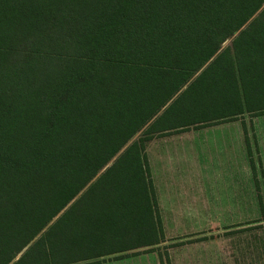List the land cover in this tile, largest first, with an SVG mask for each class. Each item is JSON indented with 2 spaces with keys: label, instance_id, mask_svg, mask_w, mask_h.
<instances>
[{
  "label": "trees",
  "instance_id": "obj_1",
  "mask_svg": "<svg viewBox=\"0 0 264 264\" xmlns=\"http://www.w3.org/2000/svg\"><path fill=\"white\" fill-rule=\"evenodd\" d=\"M263 110L264 0H0V264L160 242L154 134Z\"/></svg>",
  "mask_w": 264,
  "mask_h": 264
},
{
  "label": "crops",
  "instance_id": "obj_2",
  "mask_svg": "<svg viewBox=\"0 0 264 264\" xmlns=\"http://www.w3.org/2000/svg\"><path fill=\"white\" fill-rule=\"evenodd\" d=\"M251 121L256 125L251 130L252 132L248 127L245 128L247 124L244 119L237 115L154 134L147 146L148 161L158 218L166 238L182 239L189 234L208 231L218 226H214L215 223L228 222L229 218L226 220L221 218L220 211H228V217L243 213L245 191L243 184L239 186L238 179L241 168L239 162H236L235 169L234 164L232 166V152L237 153L236 160L239 155L242 157L243 169L248 159H253L255 165L254 156H257L264 176V114L252 116ZM252 133L258 145V152L255 150L254 155L251 153L254 148L250 138ZM151 150H157L159 153L160 160L157 163L151 159ZM217 150H224L227 153L224 154L225 161L216 163L218 168L215 171L212 166L204 171L198 168L195 162H183L179 160V156L176 158L177 153L188 152L193 153L196 161V153ZM186 163L187 172L183 170ZM249 170L253 171L258 183L256 165L253 168L252 164H249ZM234 183H236V189L232 185ZM199 188L204 194L203 209L201 208L202 203L197 202V189ZM220 189L224 191L220 193ZM214 192L221 194L222 198H215ZM200 199L203 202V198L200 197ZM214 199H226L228 202L225 207H219L212 202ZM231 201L232 204H229ZM233 223L235 222L232 221ZM226 224L228 223L223 225ZM129 250L107 254L113 256L105 257L106 259H81L68 264H137L146 259L142 255L118 259V256Z\"/></svg>",
  "mask_w": 264,
  "mask_h": 264
},
{
  "label": "rangeland",
  "instance_id": "obj_3",
  "mask_svg": "<svg viewBox=\"0 0 264 264\" xmlns=\"http://www.w3.org/2000/svg\"><path fill=\"white\" fill-rule=\"evenodd\" d=\"M229 43L230 40L226 41L224 46ZM258 114H264V110L253 113L246 112L238 116L244 119L247 124L245 128L248 127L251 131L256 127L255 123H252L251 117ZM136 137L137 136H134V139ZM250 138L252 139L254 147L251 153L254 155V153H256L255 150L258 152V145L253 133ZM229 152L231 153V151ZM226 153L227 152L224 150L211 152L202 151L196 153V161L194 160L193 153L175 154L177 155L176 158L179 156V160L183 162H195L198 165L197 167L204 171L210 166H212L215 171L218 168L216 163L226 160V157H224ZM150 154L154 163L160 160L157 150H151ZM236 158L237 153L232 152V166L234 164L235 169L236 162H239L241 168L238 173V179L239 186L243 184L245 191L243 213L238 216L234 215L228 217V211H220L223 220L229 218L228 222H223V224H228L223 225L221 223H215L214 226H218L208 231L189 234L182 239L166 238L161 229L160 221H158L157 229L161 237L160 242L130 249L124 252L123 255L118 256V259L120 257H135L142 255L146 259L141 260L140 263L137 264H264V176L262 175L261 163L258 157L254 156L256 170L258 171L257 177L259 182L257 183L253 171L249 170L251 159H248V161L246 160L243 169L242 157L239 155L238 160H236ZM185 165L184 171L187 170V163ZM233 182H236V180H233ZM232 185L236 189V183ZM223 191L224 190L220 189V193ZM202 194L200 188L197 189V202L202 203L201 208L203 209L204 194ZM213 196L215 198H222L221 194L218 195V192H214ZM200 197L203 198V202ZM77 198H79V196ZM232 201L229 204H232ZM212 202H214L216 206L225 207L228 201L226 199H214ZM232 221L235 223L232 224ZM111 256L104 255L94 259H103ZM67 260L71 261L72 259Z\"/></svg>",
  "mask_w": 264,
  "mask_h": 264
}]
</instances>
